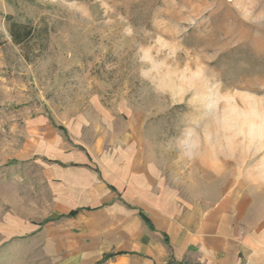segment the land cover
<instances>
[{
    "label": "rangeland",
    "instance_id": "1",
    "mask_svg": "<svg viewBox=\"0 0 264 264\" xmlns=\"http://www.w3.org/2000/svg\"><path fill=\"white\" fill-rule=\"evenodd\" d=\"M38 116L98 151L146 141L183 206L258 184L264 0H0V264H76L27 147Z\"/></svg>",
    "mask_w": 264,
    "mask_h": 264
},
{
    "label": "crops",
    "instance_id": "2",
    "mask_svg": "<svg viewBox=\"0 0 264 264\" xmlns=\"http://www.w3.org/2000/svg\"><path fill=\"white\" fill-rule=\"evenodd\" d=\"M32 123L27 147L44 158L55 213L49 227L64 230L69 262L264 264V178L243 177L213 203L183 206L165 193L146 141L125 135L98 151L46 116Z\"/></svg>",
    "mask_w": 264,
    "mask_h": 264
},
{
    "label": "trees",
    "instance_id": "3",
    "mask_svg": "<svg viewBox=\"0 0 264 264\" xmlns=\"http://www.w3.org/2000/svg\"><path fill=\"white\" fill-rule=\"evenodd\" d=\"M32 30L31 28L25 25H19L15 31H13V39L17 43H23L31 37ZM79 210L72 211L69 215H76ZM62 217V216H61ZM100 264V263H98Z\"/></svg>",
    "mask_w": 264,
    "mask_h": 264
}]
</instances>
